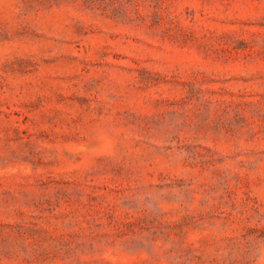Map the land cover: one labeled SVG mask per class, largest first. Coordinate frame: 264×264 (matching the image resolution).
<instances>
[{
  "label": "rangeland",
  "instance_id": "374dc122",
  "mask_svg": "<svg viewBox=\"0 0 264 264\" xmlns=\"http://www.w3.org/2000/svg\"><path fill=\"white\" fill-rule=\"evenodd\" d=\"M0 264H264V0H0Z\"/></svg>",
  "mask_w": 264,
  "mask_h": 264
}]
</instances>
